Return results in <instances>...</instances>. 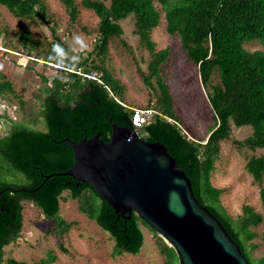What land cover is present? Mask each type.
<instances>
[{
    "label": "trees",
    "instance_id": "obj_1",
    "mask_svg": "<svg viewBox=\"0 0 264 264\" xmlns=\"http://www.w3.org/2000/svg\"><path fill=\"white\" fill-rule=\"evenodd\" d=\"M61 1L75 21L79 15L75 1ZM155 2L164 10L168 33L180 37L181 48L198 65L201 83L207 90L215 122L204 142L186 138L178 126L175 103L162 73V65L169 56L168 48L156 50L152 38V31L161 19ZM0 5L15 16L30 19L31 23L38 20L50 25L51 15L43 0H0ZM80 6L99 17L94 46L86 54L74 55L54 26L53 40L45 51L36 53L40 42L29 31L19 37L25 52L42 57L47 63L57 65L53 59L54 44L62 46L69 59L59 64L62 66L58 67L60 74L45 89L40 101L46 131L14 122L8 133L0 136V157L27 176L25 182H0V264L4 260V247L14 241L21 229L22 200H30L47 218H54L58 216L64 189L76 197L81 212L109 232L119 252L138 253L141 250L144 239L140 221L148 223L136 211L130 217L116 211L89 183L76 185L74 177L61 172L74 162L73 149L65 138L77 143L97 134L108 141L113 122L137 133L144 128V136H139L142 140L163 143L183 166L195 195L221 219L251 264H264V257L252 256L251 249L256 243L249 242L255 234L250 226L264 222V217L251 204L245 203L242 214L237 219L232 218L221 206L223 188L211 182L220 142L229 138L233 125L252 127L250 135L235 141L238 147L264 150V52L260 49L249 51L243 46L254 39L264 46V0H110L108 4L104 0H81ZM129 17L134 20V35L150 55L147 72L140 70V75L149 88L146 110L153 111L140 127L132 122L134 110L123 105V84L96 60L97 56L104 55L112 36L123 34L121 21ZM74 57H78L76 63ZM94 72L98 73L99 81L84 76ZM214 72L219 84L213 83ZM4 78L0 73V95L14 92L12 82ZM245 165L255 179L264 178V153L252 154ZM259 191L264 204V187ZM74 222L59 215L52 230L60 234ZM151 230L157 235L160 250L166 254L165 264H176L179 256L175 248L153 227ZM53 259L54 256L49 255L37 264H50ZM7 263L32 264L16 257L8 258Z\"/></svg>",
    "mask_w": 264,
    "mask_h": 264
},
{
    "label": "rangeland",
    "instance_id": "obj_2",
    "mask_svg": "<svg viewBox=\"0 0 264 264\" xmlns=\"http://www.w3.org/2000/svg\"><path fill=\"white\" fill-rule=\"evenodd\" d=\"M78 6L79 15L72 21L69 12L61 0H43L51 15L50 25L28 18H21L9 13L0 5V73L5 80L12 82L14 92L0 95V136L8 133L12 124L23 122L31 128L46 131L40 111L41 98L52 80L60 74L59 64L47 63L42 57L31 55L23 50L19 37L25 31L32 33L40 42L36 51H45L53 40L52 26L66 41L74 55L86 54L91 51L98 33L99 17L90 10L80 6L81 0H74ZM106 4L110 0H104ZM161 11L160 23L152 31L155 49L168 48V59L162 65V73L169 85V91L175 103L176 113L184 136L190 140L206 139L214 126L215 118L212 106L207 99L206 88L202 85L198 65L188 58L181 48L180 37L172 36L166 29L164 10L155 2ZM124 32L120 36H112L108 41L102 57L97 56L98 64L112 71L123 84L122 102L131 109L148 107L149 91L140 75L147 72L150 55L141 45L138 36L134 35V20L132 17L121 21ZM82 38L83 47L73 51V37ZM245 49L251 51L264 46L260 40H248L243 43ZM68 69V68H67ZM71 70L73 68H70ZM81 72L80 70H78ZM90 78H99L97 72ZM92 76V77H91ZM213 83L219 84L217 73H213ZM3 80V78H2ZM153 110H146V112ZM148 115V114H147ZM252 133L250 125L237 128L232 126L231 135L220 142V153L215 169L211 173V182L216 187L223 188L220 196L221 206L232 218L237 219L243 212V205L249 203L264 217V204L260 198V187H264V178L255 179L246 168V161L252 154L264 153L261 148L251 150L248 147H238L235 141H241ZM144 128L138 131V136H144ZM25 182L24 172L12 166L6 159L0 157V182ZM61 215L67 220H75L64 232L52 230L55 219L47 218L42 209L30 200H22L23 223L18 236L4 247V260L16 257L37 264L49 255L54 259L50 264H165L166 254L160 250L157 235L149 224L140 221L144 243L138 253L119 252L115 248V240L107 230H104L95 219L90 218L79 209L76 197L69 195L67 189L61 192ZM219 208L221 209L220 205ZM222 210V209H221ZM98 213V207L95 209ZM237 222L234 221L236 226ZM255 231L253 241L256 245L251 249L252 256L264 257V222L251 225ZM256 260V259H255ZM254 260V263H256ZM180 264V259H175Z\"/></svg>",
    "mask_w": 264,
    "mask_h": 264
},
{
    "label": "water",
    "instance_id": "obj_3",
    "mask_svg": "<svg viewBox=\"0 0 264 264\" xmlns=\"http://www.w3.org/2000/svg\"><path fill=\"white\" fill-rule=\"evenodd\" d=\"M108 141L97 134L65 140L74 162L61 171L87 182L122 214L133 211L178 253L180 264H251L221 219L192 190L183 166L159 141H144L112 123Z\"/></svg>",
    "mask_w": 264,
    "mask_h": 264
},
{
    "label": "clouds",
    "instance_id": "obj_4",
    "mask_svg": "<svg viewBox=\"0 0 264 264\" xmlns=\"http://www.w3.org/2000/svg\"><path fill=\"white\" fill-rule=\"evenodd\" d=\"M83 41L82 38L79 36H74L73 37V44L70 45L71 49L75 51L77 47H83ZM53 53H54V61L57 64H64L66 61H68V52L59 44H54L53 45ZM74 62L76 63L78 61V57H74Z\"/></svg>",
    "mask_w": 264,
    "mask_h": 264
},
{
    "label": "built area",
    "instance_id": "obj_5",
    "mask_svg": "<svg viewBox=\"0 0 264 264\" xmlns=\"http://www.w3.org/2000/svg\"><path fill=\"white\" fill-rule=\"evenodd\" d=\"M84 76H87V75H84ZM87 77H89V76H87ZM92 78L99 81V79L96 77H92ZM123 105L126 106L125 104H123ZM133 110H134V114H133V118H132L133 124L138 126V127L144 125L147 122V118H148L147 114L149 112L148 111L146 112V110H143V109H136V108H133ZM178 126H179L180 130L182 131V133L185 134V131L181 127V125L179 124Z\"/></svg>",
    "mask_w": 264,
    "mask_h": 264
}]
</instances>
